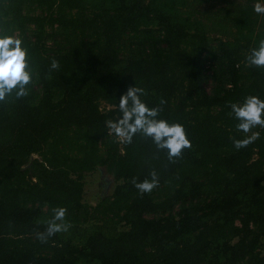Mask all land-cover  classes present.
<instances>
[{"label": "trees", "instance_id": "trees-1", "mask_svg": "<svg viewBox=\"0 0 264 264\" xmlns=\"http://www.w3.org/2000/svg\"><path fill=\"white\" fill-rule=\"evenodd\" d=\"M256 2L0 0L35 72L27 96L0 102V264H264V129L235 149L230 107L264 100V67L246 60L264 39ZM134 85L183 125L192 147L175 162L150 138L108 134ZM153 170L141 195L132 180ZM94 171L111 189L91 206ZM58 207L71 228L41 243Z\"/></svg>", "mask_w": 264, "mask_h": 264}, {"label": "clouds", "instance_id": "clouds-1", "mask_svg": "<svg viewBox=\"0 0 264 264\" xmlns=\"http://www.w3.org/2000/svg\"><path fill=\"white\" fill-rule=\"evenodd\" d=\"M253 11L264 15V3L257 0L253 5ZM8 29L0 26V102L13 94L16 98L28 95V85L32 83L35 72L28 55V49L22 46V40L18 36L8 35ZM250 66L264 67V39L259 41L258 48L251 49L246 58ZM52 70L59 69V62L53 59L50 64ZM145 90L136 85L127 88L119 98L118 108L122 116L116 121H107L106 128L109 135H114L121 144H130L135 135L139 134L150 138L158 150H164L169 162H175L181 157L185 149L192 147L186 136L183 125L169 123L165 119H158L161 107H148L141 99ZM165 101L161 100L162 105ZM232 115L238 121L235 128L245 134L243 139H233V146L239 150L254 143L260 138V132L253 131L259 127L264 129V100L255 95H248L241 103L230 104ZM150 178L132 183L138 192L143 195L151 193L158 187L159 179L153 170ZM53 216L47 222L43 232H37L36 237L41 243H47L48 239L57 233L67 232L71 224L65 222L67 209L58 207L52 209Z\"/></svg>", "mask_w": 264, "mask_h": 264}, {"label": "rangeland", "instance_id": "rangeland-1", "mask_svg": "<svg viewBox=\"0 0 264 264\" xmlns=\"http://www.w3.org/2000/svg\"><path fill=\"white\" fill-rule=\"evenodd\" d=\"M208 88H209V86H208ZM100 106H101V109H105V108L107 109V108L111 107L109 104H107L103 101L101 102ZM35 156L36 155H33V157H35ZM102 176H103L102 173L99 171H94L92 173L86 174L84 201L86 203L90 204L91 206H94L97 204V202L99 200V196L104 191L109 190V192H110L111 184H109L108 186H104L105 182H104V178ZM107 179H110V177H108ZM107 179H105V180H107ZM100 183L103 184L104 187H101Z\"/></svg>", "mask_w": 264, "mask_h": 264}]
</instances>
